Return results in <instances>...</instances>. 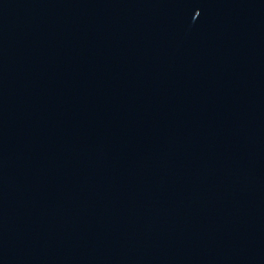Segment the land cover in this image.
I'll return each mask as SVG.
<instances>
[{
    "label": "water",
    "instance_id": "obj_1",
    "mask_svg": "<svg viewBox=\"0 0 264 264\" xmlns=\"http://www.w3.org/2000/svg\"><path fill=\"white\" fill-rule=\"evenodd\" d=\"M0 264H264V0H0Z\"/></svg>",
    "mask_w": 264,
    "mask_h": 264
}]
</instances>
